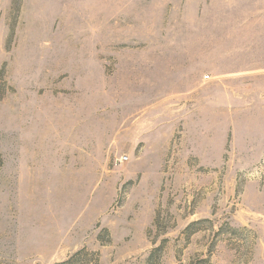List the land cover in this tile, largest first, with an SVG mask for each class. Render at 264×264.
Segmentation results:
<instances>
[{
    "label": "rangeland",
    "instance_id": "obj_1",
    "mask_svg": "<svg viewBox=\"0 0 264 264\" xmlns=\"http://www.w3.org/2000/svg\"><path fill=\"white\" fill-rule=\"evenodd\" d=\"M19 5L0 23V264H62L81 250L73 264H147L155 249L152 264H264V156L246 166L229 143L232 121L222 131L210 120L205 159L191 154L205 138L187 141L185 121H174L159 174L129 182L122 171L130 161L115 166L129 156L116 141L123 114L110 92L118 57H84L74 71L75 57L59 55L74 26L61 22L64 9H49L58 22L28 24ZM98 115L119 132L107 146L67 134L75 118ZM100 147L96 175L74 182V171L90 169L66 166ZM92 210L101 218L76 227Z\"/></svg>",
    "mask_w": 264,
    "mask_h": 264
},
{
    "label": "crops",
    "instance_id": "obj_2",
    "mask_svg": "<svg viewBox=\"0 0 264 264\" xmlns=\"http://www.w3.org/2000/svg\"><path fill=\"white\" fill-rule=\"evenodd\" d=\"M13 1L0 0L1 24L8 22ZM53 8L64 9L61 22L74 25L59 54L75 57L74 71L84 57H118L110 92L122 107L116 141L129 155L122 171L129 182L140 172L159 174L178 120L185 121L187 141L205 138L193 156L205 159L210 152L211 119L222 131L232 121L229 143L246 166L264 156V0H21L19 19L58 22L49 12ZM94 118H75L67 134L107 146L119 132L103 115ZM103 151L96 148L90 159L66 166L90 169L74 171V182L96 175L92 169L101 164L93 157ZM100 218L95 210L81 213L76 227Z\"/></svg>",
    "mask_w": 264,
    "mask_h": 264
},
{
    "label": "trees",
    "instance_id": "obj_3",
    "mask_svg": "<svg viewBox=\"0 0 264 264\" xmlns=\"http://www.w3.org/2000/svg\"><path fill=\"white\" fill-rule=\"evenodd\" d=\"M13 5H14V1H13ZM20 8H21V5L18 6V8H17L18 11H20ZM14 34H15V30H14V28H11L9 38L12 39L14 37ZM2 75H3V71L0 72V76H2ZM195 226H197V223H194V224H192V225H190V226H188L186 228L185 234H187L188 237H190L191 235H193L194 233L197 232V229H193ZM159 251H160L159 249H155V250H153L151 252V254H150V256H149V258L147 260V264H152L153 261H155V258L157 259V253ZM82 254H84V250H81V251L77 252L75 255L71 256V258L68 259V261H65L62 264H73L74 262H76L79 259V257ZM198 264H211V263H210L209 259L208 260L207 259H203V260L198 261Z\"/></svg>",
    "mask_w": 264,
    "mask_h": 264
},
{
    "label": "built area",
    "instance_id": "obj_4",
    "mask_svg": "<svg viewBox=\"0 0 264 264\" xmlns=\"http://www.w3.org/2000/svg\"><path fill=\"white\" fill-rule=\"evenodd\" d=\"M206 78H208V76ZM128 161H129L128 156H126V155L121 156L115 160V166L123 165V164L127 163Z\"/></svg>",
    "mask_w": 264,
    "mask_h": 264
}]
</instances>
